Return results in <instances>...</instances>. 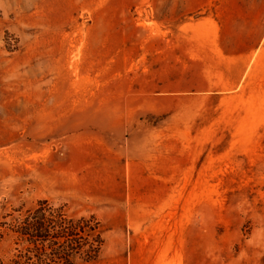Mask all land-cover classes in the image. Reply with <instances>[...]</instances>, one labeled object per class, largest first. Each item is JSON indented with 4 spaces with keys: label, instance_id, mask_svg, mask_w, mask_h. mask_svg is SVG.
<instances>
[{
    "label": "rangeland",
    "instance_id": "1",
    "mask_svg": "<svg viewBox=\"0 0 264 264\" xmlns=\"http://www.w3.org/2000/svg\"><path fill=\"white\" fill-rule=\"evenodd\" d=\"M35 215L98 224L75 264H264V0H0V258Z\"/></svg>",
    "mask_w": 264,
    "mask_h": 264
},
{
    "label": "trees",
    "instance_id": "2",
    "mask_svg": "<svg viewBox=\"0 0 264 264\" xmlns=\"http://www.w3.org/2000/svg\"><path fill=\"white\" fill-rule=\"evenodd\" d=\"M86 240L83 236L76 237L81 230L85 232L81 221L73 222L69 228L60 225L56 232H50V224L43 216L35 215L18 226L15 243L19 244L13 252L0 258V264H75V257L81 254L86 260L97 256L102 244V231L98 224L90 227ZM69 237L67 244L61 243V237ZM86 241V242H84ZM56 245L47 250L45 243ZM84 245H88L82 250Z\"/></svg>",
    "mask_w": 264,
    "mask_h": 264
}]
</instances>
